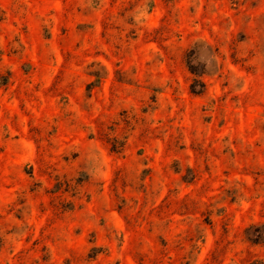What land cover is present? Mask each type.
<instances>
[{
    "label": "rangeland",
    "instance_id": "rangeland-1",
    "mask_svg": "<svg viewBox=\"0 0 264 264\" xmlns=\"http://www.w3.org/2000/svg\"><path fill=\"white\" fill-rule=\"evenodd\" d=\"M0 264H264V0H0Z\"/></svg>",
    "mask_w": 264,
    "mask_h": 264
}]
</instances>
